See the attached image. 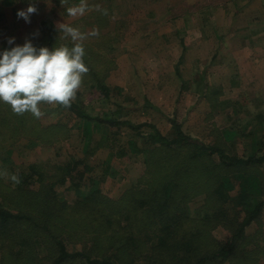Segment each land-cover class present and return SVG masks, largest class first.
Instances as JSON below:
<instances>
[{"label":"rangeland","instance_id":"1","mask_svg":"<svg viewBox=\"0 0 264 264\" xmlns=\"http://www.w3.org/2000/svg\"><path fill=\"white\" fill-rule=\"evenodd\" d=\"M29 4L37 11L26 23L16 13ZM262 10L264 0H0V49L9 47L7 38L14 36L21 45L29 39L36 46L52 39L54 47L81 43L88 55L96 51L87 61L110 88L109 96L92 87L91 72L84 74L88 81L78 89L81 108L94 117L141 125L95 123L47 103L39 105L43 115L31 116L25 130L4 132L0 124V204L15 213H32L39 224L31 234L29 224L10 222L6 234L0 226V264L3 259L5 264H54L59 255L55 236L70 252L93 259L147 263L166 251L159 249L160 221L167 225L178 220L183 227L176 229L188 237L202 229L198 241L210 252L226 243L231 231L220 220L230 221L238 210L244 214L247 194L249 208L264 200V192L242 188L238 172L264 166L228 167L234 185L226 187L228 198L217 204L220 195L198 187L185 166L181 172V165L165 169L168 153L150 137L158 129L173 138L174 118L188 135L208 145L221 144L229 154L264 155V77L245 82L261 66L240 65L244 50L236 47L239 32L232 30L256 23L263 40L245 44L263 46ZM64 27L77 29L85 39L73 42L60 31ZM150 152L156 155L153 160ZM186 158L178 160L185 163ZM213 158L216 164L220 161ZM68 167L73 168L69 174ZM13 175H20L32 193L16 189L19 182ZM165 181L171 192L161 209L156 191ZM207 226L211 229L205 235ZM13 230L20 234L19 246L11 239ZM263 239L264 208L246 228L232 263L220 264H251L250 258L264 264ZM16 247L21 253L11 252ZM8 253L21 258L14 261ZM67 264L88 263L79 257Z\"/></svg>","mask_w":264,"mask_h":264},{"label":"trees","instance_id":"2","mask_svg":"<svg viewBox=\"0 0 264 264\" xmlns=\"http://www.w3.org/2000/svg\"><path fill=\"white\" fill-rule=\"evenodd\" d=\"M53 39H55L52 36ZM42 42L37 47L41 46H47L50 49L54 47V42L51 39L48 42ZM63 46H69V43L63 45ZM61 47V46H59ZM86 46H84L85 49ZM92 56L95 58L97 56V52L92 50V55L87 52V49H85V56H84V62L89 69L87 73H92V78L90 77V81H93L92 84L93 88H98L100 90V93L105 95L106 97L109 96L110 88L104 84L103 79L101 78L100 74L94 70V66L91 62L87 61L92 58ZM86 73V74H87ZM88 81V78L85 77V79H82V83H86ZM81 83V84H82ZM81 95L82 91L78 90L75 96V100H72L70 103V106L64 107L61 105H58V107H55L57 110L60 108H66L69 110V113H75L76 115H81L84 117L85 120H92L93 122H108L110 125H119L125 122L129 127H132L134 129H137L141 127V125H134L130 121H117L116 119H110V118H101V117H94L90 113H86L81 108ZM147 104L151 105L150 102L147 100ZM48 106V105H47ZM31 116H33L31 113H25L23 115H17L15 114L10 105L7 103L0 102V124L2 125V128L4 129V132L8 129V131H20L19 129H22V127L25 130V127L30 126L32 122L30 123ZM20 122L23 123L20 124ZM29 122V123H28ZM173 124V138L164 136L161 134V132L157 129L154 133H152V136L150 139L155 142V144L160 143V147H164L165 151L168 153L164 157V168L167 169V166H173L174 168L181 165L180 172L183 170V167L185 166V170L189 171L190 174L193 176V180L197 181V185L200 188H204V190H208V192L214 196L220 195V197L216 200L217 204H221L223 197H227L226 193V187H232L234 184L231 180L229 168L228 167H234V166H264V155L261 157H239L235 154H229L227 151V148L221 144H214V145H208L207 143L203 142L200 139H197L193 136L188 135L185 133L184 130H182V124L177 119L171 120ZM13 124V125H12ZM22 125L21 127L18 126ZM27 124V125H26ZM51 126H47L46 129H50ZM1 128V126H0ZM28 128V127H27ZM155 154H152L150 152L149 160H153L155 158ZM187 156L185 163L181 160H178L180 157ZM213 156L218 157L220 161L216 164L213 161ZM177 161V162H175ZM204 166V168H202ZM163 168V167H162ZM30 169L34 171L35 174L38 175V178L42 180L43 174L39 172L36 169V165L30 163ZM72 167H68L66 173L69 174L72 171ZM244 171L238 172L239 175V181L240 184H242V188H248L251 189V187H254L257 191H261L263 194L264 192V167L263 170H261V167H255L254 171L251 169H243ZM238 171V170H237ZM252 171L254 173H252ZM189 172H186L187 175H190ZM236 172V171H235ZM22 173V175H24ZM1 180V177H0ZM19 185H16L15 188L22 190L23 193H32L31 190L27 189L28 186H24V181L20 180V175L18 177ZM168 181L163 182V186L161 185L159 188L160 190L156 191L158 194L159 202H161V209L165 207V203L170 198V186L167 184ZM191 182V181H190ZM43 183V182H42ZM23 184V185H22ZM21 185V186H20ZM96 185V184H95ZM94 185V186H95ZM7 189H10L12 186L9 184L5 185ZM206 192V191H205ZM244 194L246 191H243ZM49 193H52V190L49 191ZM25 194H23L24 196ZM25 197V196H24ZM246 199L244 200V203L246 205L245 213L241 214L238 210L235 215L232 217L230 221L220 220L224 226H226L231 231V235L226 243H223L220 245L218 249H215L213 251L205 250V248H202L200 245L199 240H201V235L199 229L196 233L193 232L191 237H188L187 233L180 234V232L176 228H182L183 223H179L177 220V224H163L162 226L158 227L157 231L160 233V237L162 240V244L160 245L159 249H166V251L162 250V253L160 254L162 257H157L158 259L153 258L152 261H149L147 263H136L133 261L122 263V262H115L110 259H93L91 256H89L87 253L83 252H70L67 249L66 244L59 240V237L55 236V244L57 253H59L58 257L55 259L54 264H67L71 259H76L79 257H83L88 264H220L226 261H229L232 263L233 261V255L236 253L237 245L239 241H241L244 238L246 228L252 224L254 220H258L260 217L263 208H264V200L257 201L255 205L252 208L250 207V200L248 199L249 195L244 196ZM153 199L155 200V196H153ZM3 204H0V226L2 227V231L6 230L8 224L10 222H16L17 224L25 223L29 224L30 227L27 229L29 230L31 227L30 234L35 230V228L39 227V224L35 222V219L33 218L32 213L28 212H19L15 213L11 210L5 209L3 207ZM218 212L219 215H222L221 211H215ZM214 212V213H215ZM158 213L160 217H163L160 214V210H158ZM217 214V213H215ZM179 215H184L180 213ZM185 216V215H184ZM218 217V216H216ZM174 220H176L174 218ZM224 221V222H223ZM211 226H214L211 225ZM46 227V226H44ZM48 231H51L50 227H46ZM209 229L211 227L207 226V230H205V235L208 234ZM188 232V229H183ZM26 231V230H25ZM5 232V231H4ZM191 232V231H190ZM175 233V238H172V235ZM6 234V232H5ZM20 236V234L13 230L11 239L14 241L15 245L19 244L17 243V238ZM7 237H10L7 235ZM198 244H196V241ZM6 240V235H5ZM25 240H22L20 242L21 245L25 244ZM264 241V239H263ZM2 248H5L6 243L4 244V241L2 242ZM156 248V247H154ZM152 247L153 251L155 250ZM13 249V248H12ZM15 251H11L12 253H21L22 248L16 247L14 249ZM179 252H183V256H179ZM206 254H203L205 253ZM12 253H8V258L16 261L20 260V256H14ZM160 253V252H159ZM166 253V254H164ZM167 253H173V254H167ZM264 257V253H262ZM249 259V258H248ZM7 263L11 262L9 259L6 260ZM251 264H257V259L250 258ZM1 264L4 263V259L1 261Z\"/></svg>","mask_w":264,"mask_h":264},{"label":"clouds","instance_id":"3","mask_svg":"<svg viewBox=\"0 0 264 264\" xmlns=\"http://www.w3.org/2000/svg\"><path fill=\"white\" fill-rule=\"evenodd\" d=\"M36 11L35 5L29 4L16 15L30 23L31 14ZM61 30L73 42L85 39L77 29L64 27ZM15 41L14 36L8 37L9 47L0 49V102L10 105L17 115L31 113L36 118L43 115L39 107L41 103L70 106L83 75L89 70L84 62L83 45L73 43L72 47L50 49L37 47L30 39L22 45ZM11 179L19 182L15 175Z\"/></svg>","mask_w":264,"mask_h":264},{"label":"crops","instance_id":"4","mask_svg":"<svg viewBox=\"0 0 264 264\" xmlns=\"http://www.w3.org/2000/svg\"><path fill=\"white\" fill-rule=\"evenodd\" d=\"M243 13H245V12H243ZM260 13L262 16L261 11H260ZM263 13H264V11H263ZM262 18H264V15L262 16ZM259 29H260V27L256 23H254L251 26H247V24H246V25L238 27V28L236 27V29L235 28L232 29L236 33L239 32V34H238L240 37L239 43H241V44H239L236 47L238 48V50H244V53L240 58V65H243L245 67H247L246 65L253 66V67L254 66H261L259 74L255 75V76L251 75L250 77H248L247 75L245 76L244 80L246 83H249L250 81L252 82L254 80H257L259 77H264V44H263V46L261 45L260 47H257L256 45L255 46L254 45H250V46L248 45L247 46L245 44L246 41H249L252 43V41L260 42L261 40H263L261 37H259V35L262 33V31ZM215 34H218V32ZM256 70H258V69L255 68V71Z\"/></svg>","mask_w":264,"mask_h":264}]
</instances>
